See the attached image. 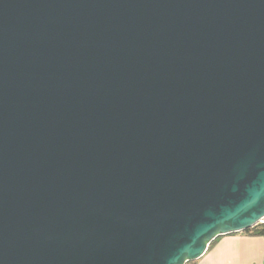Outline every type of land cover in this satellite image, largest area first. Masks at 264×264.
<instances>
[{"label":"water","instance_id":"obj_1","mask_svg":"<svg viewBox=\"0 0 264 264\" xmlns=\"http://www.w3.org/2000/svg\"><path fill=\"white\" fill-rule=\"evenodd\" d=\"M264 221V0H0V264H187Z\"/></svg>","mask_w":264,"mask_h":264},{"label":"crops","instance_id":"obj_2","mask_svg":"<svg viewBox=\"0 0 264 264\" xmlns=\"http://www.w3.org/2000/svg\"><path fill=\"white\" fill-rule=\"evenodd\" d=\"M192 264H264V236L236 232L218 237Z\"/></svg>","mask_w":264,"mask_h":264},{"label":"trees","instance_id":"obj_3","mask_svg":"<svg viewBox=\"0 0 264 264\" xmlns=\"http://www.w3.org/2000/svg\"><path fill=\"white\" fill-rule=\"evenodd\" d=\"M245 232L253 234V235H264V222H260L257 225H255L252 228H249L248 230H246ZM215 241H213L210 244V247L213 245ZM193 262H188L187 264H192Z\"/></svg>","mask_w":264,"mask_h":264},{"label":"built area","instance_id":"obj_4","mask_svg":"<svg viewBox=\"0 0 264 264\" xmlns=\"http://www.w3.org/2000/svg\"><path fill=\"white\" fill-rule=\"evenodd\" d=\"M264 222V221H263ZM264 236V235H263Z\"/></svg>","mask_w":264,"mask_h":264}]
</instances>
